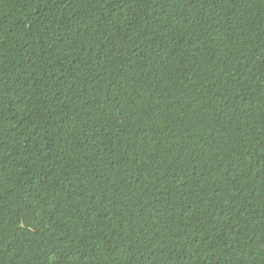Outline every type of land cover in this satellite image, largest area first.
<instances>
[{
    "label": "trees",
    "instance_id": "16d2710c",
    "mask_svg": "<svg viewBox=\"0 0 264 264\" xmlns=\"http://www.w3.org/2000/svg\"><path fill=\"white\" fill-rule=\"evenodd\" d=\"M0 264H264V0H0Z\"/></svg>",
    "mask_w": 264,
    "mask_h": 264
}]
</instances>
